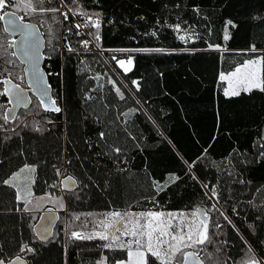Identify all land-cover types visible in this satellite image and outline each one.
Returning <instances> with one entry per match:
<instances>
[{"label": "trees", "instance_id": "1", "mask_svg": "<svg viewBox=\"0 0 264 264\" xmlns=\"http://www.w3.org/2000/svg\"><path fill=\"white\" fill-rule=\"evenodd\" d=\"M64 5L99 17L100 28L91 32L100 37L105 57L78 52L83 36L60 12L8 7L39 25L46 40L45 71L61 111L47 113L32 97L29 106H16L23 109L14 123L4 124L14 101L0 96V124L6 129L0 130V181L26 164L36 168L31 213L15 211L23 207L15 189L0 184V256L11 260L25 253L28 264H100L105 258L111 264L127 258L119 247L123 236L110 249L104 245L111 240H76L66 232L98 236L88 224L92 214L107 213L112 220L111 213L121 212L132 220L133 214L163 212L173 215L174 231L191 224L198 233L205 209L208 240L191 247L205 250V264H240L247 245L264 258V163L255 162L264 150V92L241 89L239 96L225 97L228 84L220 79L264 57V0H64ZM44 6L61 8V2ZM63 37L73 51L56 49ZM0 41L12 43L1 22ZM9 49L0 48V81L7 78L25 90L23 72V84L8 73V60L23 68ZM115 50L130 55L128 71L114 61ZM261 68L264 81V62ZM37 127L41 131L33 130ZM57 169L77 188L66 190ZM171 175L180 179L173 183ZM48 207L60 220L44 243L35 226ZM23 245L35 253L21 252Z\"/></svg>", "mask_w": 264, "mask_h": 264}, {"label": "snow or ice", "instance_id": "2", "mask_svg": "<svg viewBox=\"0 0 264 264\" xmlns=\"http://www.w3.org/2000/svg\"><path fill=\"white\" fill-rule=\"evenodd\" d=\"M46 0H0V10L5 9L10 4H13L16 7H20L24 10L36 13H56L60 12V8L58 7H45ZM48 3H51V0H47ZM61 4H64V0H60ZM75 2V0H73ZM198 11V9H195ZM69 11H74L72 9H69ZM77 15H85L87 16L89 24H91L92 27H95L96 29L100 28V21L99 17L96 18L95 21H93V17L91 15H87L86 12H76ZM61 15L64 17L65 20L68 19V12H63ZM55 19V17H53ZM0 20H5L6 25L10 26L12 33H20L21 35V41L20 46L25 56H27L32 63V75H33V83L39 84L40 80L42 79L39 75V69L36 66L35 61L39 59V49L41 47L40 40L38 37L35 39L33 38L35 33L33 30V26L30 24H19L16 22L15 13H7L5 12L4 15L0 16ZM228 25L235 26L232 24V21L227 22ZM76 28H80V24L75 25ZM180 26L176 25V29L179 30ZM70 30V29H69ZM4 32H9V27H5ZM79 34V33H77ZM225 39H228L227 33H225L224 36ZM96 40H99L100 37L96 36ZM181 39H185L184 36L181 37ZM82 45L84 47H87L88 41H83ZM16 44L15 42L12 43H6L5 41H0V48L4 49V52H7L8 48H15ZM69 52L73 51L71 47H68L67 49ZM123 51V50H122ZM139 51H163L162 49H140ZM250 51L256 52L257 49L253 46ZM9 55L15 56L16 52L13 51ZM262 62H264V57L256 58V59H249L245 61L242 65L235 68V70L228 74V76H225L221 74L220 79L221 80H228L229 81V87L224 89V96L225 97H234L239 96L241 94V89L238 87H234L232 84V78H236V84L239 86H242V90L245 93H251L254 89H258L261 92H264V81L260 79L258 74L256 72L247 71L251 67L255 65H259ZM8 64H11L12 61L8 60ZM120 67L124 68L125 64H131L132 60L129 59L127 62L124 60L117 61ZM127 71V69H125ZM7 71V69H5ZM0 83L4 84H10L11 81L7 78L0 81ZM133 84L139 87L138 83L136 81H133ZM12 89H15L13 92ZM12 89L5 88L3 92H0V96H11L12 99L9 100V102L14 101L15 106H19L23 104L25 107H27V103H30V101L25 102V94L24 90L21 89L19 84L12 85ZM118 94L120 95L121 99H124V96L122 93H120V90L117 89ZM88 99H91V97H87ZM41 104H44L45 101L41 98L40 100ZM55 102L53 101V107L51 108V111L59 113L61 109L59 107H55ZM2 106V105H0ZM46 110H48L46 108ZM11 110L6 109L5 113L2 117L4 124H7L9 122V112ZM131 112H135L136 109L130 110ZM123 115H127V113H124ZM14 118V117H13ZM4 124H0V130L6 131L4 129ZM34 131H41L39 128H34ZM13 132H15V129H12ZM101 139L104 138V133L101 132L100 134ZM9 139L11 137H8ZM264 139V138H262ZM261 149H264V144L260 145ZM207 151V150H205ZM113 152L116 154L121 153V149L119 147H114ZM199 159V158H198ZM256 163H264V150L260 151L256 158ZM187 163V162H185ZM195 162H193L194 164ZM193 164H189V168L193 166ZM127 169L120 168L119 171H126ZM36 168L32 165H25L23 168L18 169L16 172L11 173L7 178L0 181V184L7 185L10 188L15 189L16 191V199L21 204H23V207H17L15 211L21 212V213H31L33 211V208L30 207L32 204V201L29 199H26L23 195L20 193V188L17 186L18 182H21V173L23 172H31L35 173ZM57 175H61L59 169H57ZM69 181L68 185H65V187L68 189V191H73L71 185L75 183L72 177L66 178ZM170 181L175 183L178 179H180L178 176L171 175L169 177ZM193 179H196L195 176H193ZM32 183H35V181H31ZM241 183L244 181L241 180ZM63 183V181H61ZM55 187V185H53ZM204 187H207V185H204ZM162 190V189H160ZM259 190V189H258ZM212 196L215 197L217 195L215 189L211 190ZM75 194V193H73ZM61 208H63V204L60 205ZM113 218H122L124 219V232L121 233L122 235H126L131 237V239H128L122 243L120 242V235H115L112 237L110 241L109 235L105 233H99L98 236H84L81 235L79 232H72L71 236L72 238L76 240H91L94 238H98L102 241H110L108 244L104 245V247L112 248L114 244L119 243V247L121 249L126 250L127 252V258L126 259H113L111 264H187V257L189 256H196L198 258V253H191V252H184L183 249L193 247V245L199 244L203 245L207 240V225H204V231L202 233H195L196 239H193L194 232L192 230V225L188 224L187 226L181 225L179 228V232L174 231V225L172 223V220L174 219L173 215L171 213L165 214L163 212H147V213H139V214H133V219L128 220L127 219V213H121V212H113L110 214ZM193 216L196 215V213H192ZM223 215V213H221ZM78 219V217H77ZM225 219H228L225 216ZM203 223V222H202ZM131 225V227H129ZM108 225H106L107 227ZM252 227L251 225L249 226ZM187 228V230H186ZM120 228L116 229L117 233H120ZM44 233H47V235H43ZM51 235V231L48 227L43 228V232L41 233V236L43 239H47V236ZM21 252H27V253H35V249L31 248L27 245L21 246L20 249ZM219 251V249H218ZM183 254L184 259L178 261L177 256ZM261 259L264 258H257L254 252V249L251 245H247V253L246 258H242L240 261V264H261ZM0 264H26V261H23V258L20 255H17L14 260H6L2 256H0ZM100 264H108L107 258H105L103 261L100 262ZM202 264V262H201Z\"/></svg>", "mask_w": 264, "mask_h": 264}, {"label": "water", "instance_id": "3", "mask_svg": "<svg viewBox=\"0 0 264 264\" xmlns=\"http://www.w3.org/2000/svg\"><path fill=\"white\" fill-rule=\"evenodd\" d=\"M7 12L9 14L11 13H15V17H16V22L19 24H30L33 26V30H34V39L36 37L39 38L40 40V44L41 47L39 49V59L35 61L36 66L39 69V75L41 76V80L39 82V84H34L33 83V75H32V63L33 61H31L27 56L24 55L21 46H20V41H21V35L20 33H12L10 26L6 25L5 20H0L1 24H2V29L4 32L5 27H9V32L5 33L7 34L9 37L13 38V42H15L16 47L13 48V51L16 52V59L18 60V62L23 66V73H24V78H25V83H26V88H25V92L28 96V99L30 101V103H28L27 106H29L32 102L31 98H35L39 104L41 105L42 109L47 112V113H57L54 111H51V108L53 107V101L55 102V107H59L61 109V107L57 104V102L55 101L54 97H53V90H52V86L50 85L49 82V77L45 71V64H46V58L44 55L45 52V48H46V40L42 34V31L39 27L38 24L25 20L20 14H18L16 11L9 9V8H5L0 16L4 15V13ZM3 85V88H9L12 89V85H14L12 82L10 84H4L1 83ZM41 98L45 101L44 104L40 103ZM25 107V106H24ZM46 108L48 110H46ZM8 110H11L9 112V122L8 123H14V121L16 120L19 112L21 109H23L22 106L20 107H16L12 104H9V106L6 108ZM14 117V118H13ZM61 171V170H59ZM59 177L61 178V180L63 181L62 185L64 186V188L66 190H68L65 185L69 184V181L66 179L67 177H62V175H59ZM72 189H74V187L77 188V184L76 182L74 184L71 185ZM53 212H55V210L51 207L46 208V210L43 212V214L40 216L38 223L35 226V230L39 236V239L41 241H44L45 239L42 238L41 234H40V229H41V225L43 224V222L47 219V216H52L54 217L55 215L52 214ZM51 223H50V231L52 232L53 226L55 225V220L54 219H50ZM207 225V236H208V228H209V220H203V228L201 230L200 233H202L204 231V225ZM51 236V235H50ZM49 236V237H50ZM51 239V238H50ZM205 244V243H204ZM203 244V245H204ZM199 245V244H198ZM186 252H191V253H198L194 250H187ZM25 253H23L22 255H20L23 258V261H26V264H28V260L24 257ZM14 258H12L11 260H14ZM184 259V257L182 258V260ZM205 264V262L203 261L201 255L198 253V258L196 256H189L187 257V264Z\"/></svg>", "mask_w": 264, "mask_h": 264}, {"label": "rangeland", "instance_id": "4", "mask_svg": "<svg viewBox=\"0 0 264 264\" xmlns=\"http://www.w3.org/2000/svg\"><path fill=\"white\" fill-rule=\"evenodd\" d=\"M8 7H6V8H8ZM3 10H0V12H2ZM11 42H13V38H12V41ZM11 52H13V48H10L8 50V53L9 54ZM126 57L127 58L123 59L125 62H127L129 59H131V57H129L128 55H126ZM7 67H8V73L9 74L10 73H13V72L16 73V75H17L16 82H18L20 84H23V80L21 79V72H23V68L22 69H19V67L17 66V64L15 62H12L11 64H7ZM131 67H132V63L131 64H127L126 63L125 66H124V68H122V67H120V68L123 71H126L125 69H127V71H128ZM247 71L256 72L258 74V76L260 77V79H261V75H262L261 64L255 65V66L251 67L250 69H248ZM23 75H24V73H23ZM24 81H25V79H24ZM226 82H227L228 87H229V81L226 80ZM232 84H233L234 87H238V88L242 89V86H239V85L236 84V78H232ZM33 180L35 181V173L23 172V173H21V182H18V184H17V186L20 188L21 195H23L26 199H29V200H31L32 199L31 197L33 196V185H34V183L31 182ZM30 207H32V208L35 207V203L32 202V204L30 205ZM106 214L107 213H103V214L97 213V214L90 215V220H89L88 224H89V227L90 228H93L94 227V229L97 230V232H98L97 235L99 233H105V234L109 235L110 240H111V238L113 237V231L116 230L117 228L122 229L121 233L124 232V228H123V224H124L123 220L124 219H121L120 222L118 221L117 218H113L111 220L110 217H109V215H106ZM209 214H210V212L209 211H206L205 209L200 210V215L202 217H204L206 220H207V218H208V220L210 219L209 218ZM183 215H185V214H183ZM185 216H187V215H185ZM189 218H191L192 221H195V218L194 217H189ZM112 224H114V227H113V230L111 232L110 231V227H111ZM106 225H108V226L106 227ZM129 227H131V225H129ZM195 227L199 231V225H196ZM201 230L202 229H200L199 233L201 232ZM193 232H194L193 239H195V237H196V234L195 233H197V231H193ZM79 233H81V235L86 236L82 232H79ZM68 234L70 235V237H72L71 236V233L66 232V235H68ZM121 236H123V240L124 241H126L128 239H131V237L126 236V235H122L121 234L120 237ZM107 242H109V241H107ZM185 250H194V248H191L190 247V248L183 249V251H185ZM196 252H198L200 255H203L205 253V250H203L201 248V249H197ZM178 259L179 258L177 257V260Z\"/></svg>", "mask_w": 264, "mask_h": 264}, {"label": "built area", "instance_id": "5", "mask_svg": "<svg viewBox=\"0 0 264 264\" xmlns=\"http://www.w3.org/2000/svg\"><path fill=\"white\" fill-rule=\"evenodd\" d=\"M60 10H61L60 13L68 12V19L67 20H69L70 23H72L74 25V27L76 24L81 25L80 28L75 27L77 33H79V35L83 36V40L77 46V51L83 52V53H98V54L102 55L103 57H105L106 51L102 50L99 47L98 40L95 39L96 36H94L91 32L92 29H96V28L92 27L91 24H89L87 17H84L83 15H77L76 12L69 11V9L64 4H61ZM62 19H64L63 16H62ZM95 20L96 19H93V21H95ZM100 25H101V21H100ZM85 40L88 41L87 47H84L82 45V42ZM68 47H70V44H69L68 40L65 39V37H63L61 43L56 46V49L61 51V52H64V51H68L67 50ZM124 52L125 51H120V50L113 51V53L115 54L114 61L117 62L119 60H123V59L127 58L126 55H128L130 57L129 54H126ZM37 128H39V127H37Z\"/></svg>", "mask_w": 264, "mask_h": 264}, {"label": "crops", "instance_id": "6", "mask_svg": "<svg viewBox=\"0 0 264 264\" xmlns=\"http://www.w3.org/2000/svg\"><path fill=\"white\" fill-rule=\"evenodd\" d=\"M66 212V210L64 209L63 210V213H65ZM52 214H54L55 216L54 217H52V216H47V219L43 222V224L41 225V229H40V234L43 232V228L44 227H48L49 229H50V223H51V220L50 219H54L55 220V225L53 226V229H52V232H53V230H54V228H55V226H56V224H57V222L60 220V213L59 212H57V211H55V212H53ZM48 221V222H47ZM43 235H47V233H44ZM52 236H53V234L51 233V236L49 237V236H47V239H45L43 242L45 243V242H48V240L50 239V238H52Z\"/></svg>", "mask_w": 264, "mask_h": 264}, {"label": "bare ground", "instance_id": "7", "mask_svg": "<svg viewBox=\"0 0 264 264\" xmlns=\"http://www.w3.org/2000/svg\"><path fill=\"white\" fill-rule=\"evenodd\" d=\"M48 222V221H47Z\"/></svg>", "mask_w": 264, "mask_h": 264}]
</instances>
